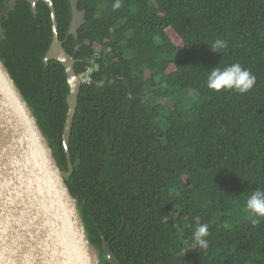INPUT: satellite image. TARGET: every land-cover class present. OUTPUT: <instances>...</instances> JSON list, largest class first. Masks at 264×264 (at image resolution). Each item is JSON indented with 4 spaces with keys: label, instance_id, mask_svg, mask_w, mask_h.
Instances as JSON below:
<instances>
[{
    "label": "trees",
    "instance_id": "16d2710c",
    "mask_svg": "<svg viewBox=\"0 0 264 264\" xmlns=\"http://www.w3.org/2000/svg\"><path fill=\"white\" fill-rule=\"evenodd\" d=\"M52 1L58 38L86 58L75 72L92 66L67 181L91 242L102 253L106 240L119 264H264V218L253 224L246 210L264 189V0H120L119 9L116 0H78L77 49L68 0ZM51 37L47 5L33 13L17 0L1 20L0 57L65 169L68 87L62 65L42 60ZM217 39L227 44L219 53ZM233 63L256 77L253 88L209 89V71ZM201 224L208 249L185 251Z\"/></svg>",
    "mask_w": 264,
    "mask_h": 264
},
{
    "label": "water",
    "instance_id": "95a60500",
    "mask_svg": "<svg viewBox=\"0 0 264 264\" xmlns=\"http://www.w3.org/2000/svg\"><path fill=\"white\" fill-rule=\"evenodd\" d=\"M35 13L44 2L51 18L52 37L43 56L45 65L58 61L64 68L68 92L62 127L66 168L59 166L49 139L0 57V264H119L103 239L102 253L91 242L78 204L67 181L73 171L68 141L71 133L81 76L75 59L58 38L52 0H26ZM7 0L0 20L14 8ZM70 21L67 34L77 37L85 22L78 0H68Z\"/></svg>",
    "mask_w": 264,
    "mask_h": 264
},
{
    "label": "clouds",
    "instance_id": "9594fccd",
    "mask_svg": "<svg viewBox=\"0 0 264 264\" xmlns=\"http://www.w3.org/2000/svg\"><path fill=\"white\" fill-rule=\"evenodd\" d=\"M120 7V0H116L113 4V8L119 9ZM210 47L214 52L219 53L221 49L227 47V44L225 41L217 39ZM255 84L256 77L250 70L243 68L239 63H233L223 69L214 67L209 71L207 77V87L216 92L232 90L240 94H245L250 91ZM246 210L251 216L255 217L251 221L253 224L259 223V218H264V189L256 188L252 191L246 200ZM162 219L165 222L168 220L167 217H162ZM208 235V225L201 224L192 234V243H194L195 246H190L186 248L185 251L189 248L203 251L207 250L209 242L206 237H208Z\"/></svg>",
    "mask_w": 264,
    "mask_h": 264
},
{
    "label": "flooded vegetation",
    "instance_id": "af4514ba",
    "mask_svg": "<svg viewBox=\"0 0 264 264\" xmlns=\"http://www.w3.org/2000/svg\"><path fill=\"white\" fill-rule=\"evenodd\" d=\"M7 2V0H3V6H4V4ZM16 2H17V0H16ZM16 2H15V4H16ZM39 3V2H38ZM37 3V4H38ZM15 4H14V6H15ZM3 8V7H2ZM2 10V9H1ZM4 17V16H3ZM2 17V18H3ZM2 18H1V20H2ZM1 20H0V25H1ZM67 35H70V34H67ZM73 36V35H72ZM74 37V36H73ZM77 40H78V38L76 37H74V41H75V49H77L79 46H80V44L77 42ZM65 41V39L63 40V42ZM63 42H62V44H63ZM64 47V46H63ZM66 50V49H65ZM75 59V62H82V61H84V60H86V58H80V57H78V58H74ZM84 59V60H83ZM74 62V63H75ZM77 74H81V73H77ZM82 74H84V73H82ZM82 77V76H81ZM80 80H81V78H80ZM107 261H102V264H107L106 263Z\"/></svg>",
    "mask_w": 264,
    "mask_h": 264
},
{
    "label": "rangeland",
    "instance_id": "374dc122",
    "mask_svg": "<svg viewBox=\"0 0 264 264\" xmlns=\"http://www.w3.org/2000/svg\"><path fill=\"white\" fill-rule=\"evenodd\" d=\"M167 33L169 34L170 38L172 39V41L177 44V45H180L181 42L179 40V38L177 37V35L174 33V31L171 29V28H168L167 29ZM106 261L105 259H101V264H102V261Z\"/></svg>",
    "mask_w": 264,
    "mask_h": 264
},
{
    "label": "built area",
    "instance_id": "2783aa9c",
    "mask_svg": "<svg viewBox=\"0 0 264 264\" xmlns=\"http://www.w3.org/2000/svg\"><path fill=\"white\" fill-rule=\"evenodd\" d=\"M91 70H92V66L91 65L87 66L85 73L81 77V82H88L90 80L89 73L91 72Z\"/></svg>",
    "mask_w": 264,
    "mask_h": 264
}]
</instances>
